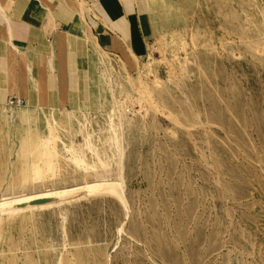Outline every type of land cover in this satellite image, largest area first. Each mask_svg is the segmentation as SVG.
I'll use <instances>...</instances> for the list:
<instances>
[{"label":"rangeland","instance_id":"374dc122","mask_svg":"<svg viewBox=\"0 0 264 264\" xmlns=\"http://www.w3.org/2000/svg\"><path fill=\"white\" fill-rule=\"evenodd\" d=\"M142 2L97 106L0 102V199L59 193L0 212V264H264V0Z\"/></svg>","mask_w":264,"mask_h":264},{"label":"crops","instance_id":"0c3cea01","mask_svg":"<svg viewBox=\"0 0 264 264\" xmlns=\"http://www.w3.org/2000/svg\"><path fill=\"white\" fill-rule=\"evenodd\" d=\"M142 1L0 0V102L97 106L103 92L97 96L92 85L102 52L122 57L142 50L137 14H149Z\"/></svg>","mask_w":264,"mask_h":264},{"label":"bare ground","instance_id":"6f19581e","mask_svg":"<svg viewBox=\"0 0 264 264\" xmlns=\"http://www.w3.org/2000/svg\"><path fill=\"white\" fill-rule=\"evenodd\" d=\"M18 106H22V105H18ZM77 161H80V160H77ZM98 180L99 181L96 184H90V185H87V186L79 187V188L74 189V190L72 189L71 192H75V191H77L79 189L80 190L81 189L84 190V188L86 189L85 193L86 192H88V193L97 192V191H100V190L102 191V189H106V190H108V189H112L113 190L114 189V191L117 190L116 194H118V195L120 194V196L118 198H122L121 197L122 190L118 191V188H121V186H122V183H121V181H123L122 179L116 185L114 183L110 182L109 181V177H106V175H101V177ZM102 192H105V191H102ZM61 193H63V192H61ZM57 195H59V193H55V194H52V195H49V194L40 195V196H36V197H33V198H25V196H21V197H17V198L15 197V198H10V199L2 198V199H0V212H4V211H6V212H9V211H21L24 208L31 207L33 205H37L38 203L44 202L45 199L46 200L48 198L51 199V198H54ZM65 195H67V194H65ZM60 196L62 197V195H60ZM60 196H59V198H61ZM120 200H122V199H120ZM41 204H43V203H41ZM45 204H47V203H45Z\"/></svg>","mask_w":264,"mask_h":264},{"label":"built area","instance_id":"2783aa9c","mask_svg":"<svg viewBox=\"0 0 264 264\" xmlns=\"http://www.w3.org/2000/svg\"><path fill=\"white\" fill-rule=\"evenodd\" d=\"M150 51V48L148 47L147 48V53ZM8 103L13 105V104H17V105H24L26 102H25V99L23 98H17V97H11L9 100H8Z\"/></svg>","mask_w":264,"mask_h":264}]
</instances>
